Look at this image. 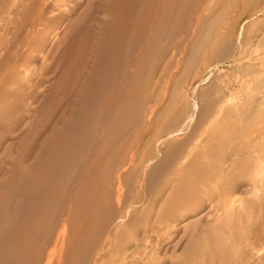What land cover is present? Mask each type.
Here are the masks:
<instances>
[{"label": "rangeland", "instance_id": "1", "mask_svg": "<svg viewBox=\"0 0 264 264\" xmlns=\"http://www.w3.org/2000/svg\"><path fill=\"white\" fill-rule=\"evenodd\" d=\"M4 245L2 264H264V0H0Z\"/></svg>", "mask_w": 264, "mask_h": 264}, {"label": "bare ground", "instance_id": "2", "mask_svg": "<svg viewBox=\"0 0 264 264\" xmlns=\"http://www.w3.org/2000/svg\"><path fill=\"white\" fill-rule=\"evenodd\" d=\"M164 1H165V0H164ZM181 2H182V1H181ZM135 5H136V4H135ZM183 22H184V21H183ZM187 22H188V21H187ZM184 23L186 24V22H184ZM152 24H153V23H152ZM184 26H185V25H184ZM208 26H209V25H208ZM180 28H181V27H180ZM150 29H151V28H150ZM207 29H208V28H207ZM209 30H210V28H209ZM210 31H211V30H210ZM208 33H210V32H208ZM210 35H211V34H210ZM208 36H209V34H207L206 37L209 38ZM210 38H211V36H210ZM204 40H205V39H204ZM206 40H207V39H206ZM209 40H210V39H209ZM210 41H211V40H210ZM210 41H208V42H210ZM208 42H207V43H208ZM120 44H121V43H120ZM116 46H117V45H116ZM118 46H119V45H118ZM118 46H117V47H118ZM120 48H121V47H120ZM111 52H112V51H111ZM120 52H122V51H120ZM120 52H119V53H120ZM114 54H116V53H115V50H114ZM140 54H141V53H140ZM140 54H139V55H140ZM116 56H117V54L114 55L113 58H116ZM118 57H120V56H118ZM117 59H119V58H117ZM111 63H113V61H112ZM129 72H130V71H129ZM210 76H211V75H210ZM107 79H108V78H106V80H107ZM106 80H105V82H106V83H109V79H108V81H106ZM203 82H204V81H203ZM102 83H103L102 85H103V88H104V85H105L106 83H105V84H104V82H102ZM110 83H111V82H110ZM110 83H109V84H106V87H107V85H110ZM203 84H204V83H203ZM104 89H105V88H104ZM102 90H103V89H102ZM121 92H122V91H121ZM97 97H98V96H97ZM94 105H95V104H94ZM94 105H93V106H94ZM97 106H98V105H97ZM112 110H113V109H112ZM110 111H111V110H110ZM102 125H103V124H102ZM112 125H113V124H112ZM74 133H75V132H74ZM169 143H170V141H169ZM171 144H172V143H171ZM171 147H172V146H171ZM172 148H173V147H172ZM167 152H168V151H167ZM170 153H171V152H170ZM245 153H246V152H245ZM245 153H244V154H245ZM244 154L242 153V157H243ZM166 155H167V154H166ZM169 156H170V155H169ZM165 157H166V156H165ZM240 157H241V156H240ZM242 157H241V158H242ZM84 159H85V158H84ZM184 159H185V158H184ZM70 160H71V159H70ZM184 161H185V160H184ZM184 161H183V162H184ZM69 162H70V161H69ZM56 165H57V163H55V166H56ZM58 165H59V164H58ZM60 165H61V164H60ZM60 165H59V166H60ZM48 166H49V165H48ZM59 166H58V167H59ZM58 167H57V168H58ZM59 168H60V167H59ZM61 168H62V166H61ZM52 169H54V168H52ZM59 170H60V169H59ZM49 171H50V170H49ZM51 171H52V170H51ZM51 173H52V172H51ZM51 173H49V174H51ZM57 174H58V173H57ZM60 174H62V173H60ZM58 175H59V174H58ZM51 176H52L51 179H53V175H52V174H51ZM54 176L56 177V175H54ZM46 177H47V176H46ZM49 177H50V175H49ZM47 178H48V177H47ZM47 178H46V179H47ZM49 179H50V178H49ZM49 179H48V180H49ZM55 179H57V178H55ZM176 181H177V180H176ZM168 182H169V181H168ZM39 188H40V187H39ZM39 188H38V189H39ZM36 189H37V188H36ZM39 190H40V189H39ZM45 191H46V190H45ZM45 191H44V192H45ZM43 195H44V198H45V194H43ZM43 195H42V192H39V191H38V192H33L29 197L26 196V197H27V202H26L27 204L25 203L26 205H25V204H24V205H25L26 207H28L27 205L29 204L30 209H31V207H32L31 210H32V212H34L33 215H32L31 217H30V214H29V218H30V220H32V219L35 220V219L37 218L34 214H35L36 210H37V211H39V210H38V209H34V208L40 207V206L44 203V202L42 203V201H43ZM51 198H52V197H51ZM44 200H45V199H44ZM171 206H172V204L170 203L168 207H171ZM26 207H25V208H26ZM33 207H34V208H33ZM41 207H42V206H41ZM41 207H40V208H41ZM25 208H23L24 210L21 209V212H22V214H23V217L27 215V212L25 211V210H26ZM173 208H174V207H173ZM31 210H30V211H31ZM209 210H210V208H209ZM209 210H208V211H209ZM27 211H28V208H27ZM126 211H127V212H126V216H128V214L130 213V209H128V210H126ZM21 212H20V213H21ZM40 212H43V211H42V208L40 209ZM204 212H205V211H204ZM24 213H26V215H25ZM36 213H37V212H36ZM38 213H39V212H38ZM43 213H44V212H43ZM206 213H207V212H206ZM22 214H19V216L22 217ZM204 214H205V213H203V215H204ZM37 215H38V214H37ZM34 216H35L36 218H34ZM27 217H28V216H27ZM42 217H43V216H42ZM201 217H202V216H201ZM16 218H18V217L16 216ZM31 218H32V219H31ZM39 218H40V217L38 216V219H39ZM43 218H45V217H43ZM18 220H19V219H18ZM18 220H17V219H16V220H15V219H12V220L8 221L7 224L9 225L10 223H14L15 221L17 222ZM36 220H37V219H36ZM41 220H42V219H41ZM41 220H39V221H41ZM121 220H123V219H121ZM124 220H125V219H124ZM13 221H14V222H13ZM32 221H33V220H32ZM67 221H68V218L66 219V222H65V227H66V228H67ZM123 222H124V221H123ZM118 223H119V222H118ZM121 223H122V222H121ZM121 223H120V224H121ZM44 224H45V223H44ZM15 225H17V223L14 224V226H15ZM177 225H178V224H177ZM14 226H12V227H14ZM7 227H8V226H7ZM9 227L11 228V225H9ZM114 227L117 228V226H114ZM118 227H119V226H118ZM182 227H183V226H182ZM120 228H121V227H120ZM116 231H117V230H116ZM118 232H119V231H118ZM114 233H115V232H114ZM116 233H117V232H116ZM10 234H11V233H10ZM12 234H13V233H12ZM7 236H8V235H7ZM7 236H5V237H7ZM9 236H10V237L5 238V240L7 239L8 241H10L9 238L11 239V235H9ZM12 236H14V235H12ZM106 236H107V234H106ZM14 237H15V236H14ZM109 237H110V236H109ZM119 237H120V236H119ZM3 238H4V237H3ZM112 238H113V237H112ZM117 239H118V238H117ZM2 240H4V239H2ZM7 240L4 241V242L7 243V242H8ZM13 240H15V238H13L12 241H13ZM32 240H33V239H32ZM116 241H117V240H116ZM12 243H14V242H12ZM1 244H3V241L1 242ZM8 245H10V244L8 243ZM8 245H7V246H8ZM103 245H104V244H103ZM109 245H110V244H109ZM2 247H3V245H2ZM8 247H11V245L8 246ZM8 247H6V245H4V248H2V249L0 248V249H1V250H0V264L4 263V262H2V261H3L4 259H6V258H5L6 256L3 257V255H4V253L6 252V249L8 250ZM100 248H101V247H100ZM104 248H105V246H104ZM10 249H11V248H10ZM11 250H12V249H11ZM7 252H8V251H7ZM2 258H3V259H2ZM7 258H9V257H7ZM9 259H10V258H9ZM20 260H21V259H20ZM4 261H5V260H4ZM94 262H95V261H94Z\"/></svg>", "mask_w": 264, "mask_h": 264}]
</instances>
